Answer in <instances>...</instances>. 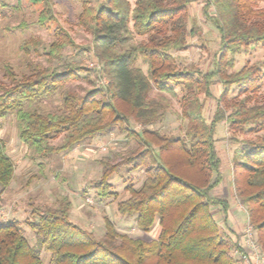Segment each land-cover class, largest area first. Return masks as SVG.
Instances as JSON below:
<instances>
[{
  "label": "trees",
  "instance_id": "16d2710c",
  "mask_svg": "<svg viewBox=\"0 0 264 264\" xmlns=\"http://www.w3.org/2000/svg\"><path fill=\"white\" fill-rule=\"evenodd\" d=\"M30 1L44 7L41 24L54 20L53 0ZM260 3L264 0H209L205 11L214 7L215 15L208 19L218 29L220 49L213 70L202 75V81L190 71H181L172 55L187 50L190 35L197 33L188 28L193 0H135L134 6L130 0H104L99 8L85 5L81 21L93 33L95 52L109 80L105 101L89 92L82 97L68 95L61 114L26 109L78 77L82 66L68 65L63 75L50 67L14 80L9 87L0 84V118L15 115L20 142L37 154L48 150L49 140L62 135L66 143L49 152L73 150L115 129L136 142L138 150L121 162L101 160L103 176L96 183L101 200L117 198L108 180L123 166L146 172L139 188L126 187L128 197L117 203L116 211L122 218L135 216L143 233L158 225L156 240L123 235L109 217L104 218L106 234L98 239L72 222L74 205L64 197L54 208L34 209L37 221L27 223L36 233L39 247L51 253V264H238L235 253L240 245L223 235L213 214V207L228 211V202L211 194L222 183L216 126L225 122L232 132L248 126L260 132L264 130V103L240 102L230 111L219 106L209 124L199 92L213 99L211 87L217 81L223 88L221 101L235 87L244 92L261 87L264 73L259 65L231 72L234 56L243 48L264 46V10L251 19L252 7ZM133 33L146 37L147 43L127 47ZM65 46L74 44L66 41L51 56H58ZM139 61L147 65L146 73ZM193 86L199 88L198 93L192 91ZM177 88L184 92L181 117L187 122L184 136L179 138L150 129L165 119L167 110L163 102L150 100V93L156 89L176 96ZM131 121L141 130L130 128ZM232 168L236 196L247 209L264 253V136L247 141L235 154ZM15 172V162L0 140V201ZM0 264H43L15 221L0 223Z\"/></svg>",
  "mask_w": 264,
  "mask_h": 264
},
{
  "label": "rangeland",
  "instance_id": "374dc122",
  "mask_svg": "<svg viewBox=\"0 0 264 264\" xmlns=\"http://www.w3.org/2000/svg\"><path fill=\"white\" fill-rule=\"evenodd\" d=\"M104 0H53L54 20L44 24L39 17L44 7L34 5L30 0H0V84L11 86L15 81L31 77L37 71L52 68L60 75L65 73L68 65L82 66L83 72L78 77L66 81L53 95L44 96L26 106L43 114L65 112L64 100L68 95L82 97L94 92L98 100L107 99L106 92L109 85L107 76L103 73V63L95 52L93 33L84 26L81 17L85 5L99 8ZM132 6L135 0H130ZM86 2V3H85ZM209 0H193L189 9V31L196 30L190 35L188 48L185 51H175L178 68L190 71L196 79L202 81V75L213 70L214 59L220 49V35L213 21L208 16L215 15L214 7H205ZM256 12L264 10V3L252 7ZM74 46H65L58 56H51V52L66 41ZM146 37L135 33L130 37L127 47L147 43ZM235 67L231 72H239L246 67L259 65L264 73V46L255 45L237 53ZM138 65L147 72V65L139 61ZM11 73H10V72ZM257 91L244 92L235 87L228 97L221 100L223 88L214 81L211 87L213 99H208L197 86L192 91L200 93L199 98L204 104V117L210 124L216 110L221 106L224 111H230L236 103L246 102L250 105L264 103V78ZM177 95L170 96L159 93L154 89L150 93V100L161 101L167 105L166 116L162 122L150 127L162 134L183 137L187 122H183L181 113V97L184 92L176 89ZM105 96V97H104ZM130 128L140 131L141 126L130 122ZM252 126L243 131L232 132L225 122L216 126L215 145L220 159V173L222 183L213 190L215 198L232 202L235 198V184L233 180V162L235 154L246 147L247 141L264 136V130L255 133ZM0 140L6 145L8 154L16 165L15 178L0 201V223H18L22 234L27 238L41 256L43 264H51L52 255L38 245V238L28 221H37L33 216L36 208H54L58 200L68 197L73 202L74 209L71 220L81 228L94 233L98 239H103L106 230L104 218L109 217L116 229L131 238H141L147 242L158 238L157 225L146 234L136 225V217L122 218L117 213V203L128 197L126 187L133 185L139 188L146 178L144 168L135 170L123 166L119 174L113 175L108 181L111 191L118 194L115 199L101 200L98 197L96 183L103 176L101 160L106 159L114 163L122 161L123 157H130L138 145L134 140L126 138V133L119 129L100 135L95 140H89L74 147L73 150L49 152V149H59L66 143V136L47 142L48 150L37 154L20 142L15 115L0 118ZM88 200L92 202H88ZM244 206V205H242ZM243 211L247 214V209ZM246 215H244L245 217ZM249 221V217H248ZM250 223V221L248 222ZM235 257L238 260V256Z\"/></svg>",
  "mask_w": 264,
  "mask_h": 264
},
{
  "label": "crops",
  "instance_id": "0c3cea01",
  "mask_svg": "<svg viewBox=\"0 0 264 264\" xmlns=\"http://www.w3.org/2000/svg\"><path fill=\"white\" fill-rule=\"evenodd\" d=\"M242 205L243 204L235 194L234 200L232 202H228L227 212H223L222 208L219 206L213 207L214 217L221 227L223 235L239 245L242 242L244 230L249 222L247 214L243 211L245 207ZM244 215L246 216L244 217Z\"/></svg>",
  "mask_w": 264,
  "mask_h": 264
},
{
  "label": "built area",
  "instance_id": "2783aa9c",
  "mask_svg": "<svg viewBox=\"0 0 264 264\" xmlns=\"http://www.w3.org/2000/svg\"><path fill=\"white\" fill-rule=\"evenodd\" d=\"M88 202L92 201L88 200ZM240 248L241 250L236 253L238 264H264V253L257 242L255 229L250 223L244 230Z\"/></svg>",
  "mask_w": 264,
  "mask_h": 264
}]
</instances>
